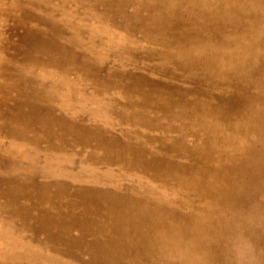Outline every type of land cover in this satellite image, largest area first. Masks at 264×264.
Instances as JSON below:
<instances>
[{
	"label": "bare ground",
	"instance_id": "1",
	"mask_svg": "<svg viewBox=\"0 0 264 264\" xmlns=\"http://www.w3.org/2000/svg\"><path fill=\"white\" fill-rule=\"evenodd\" d=\"M42 2L47 14L50 0ZM104 15L126 31L128 41L109 40L99 48L101 42L89 41L99 65L87 64L62 42H76L75 28L71 38L52 22L33 42L36 52L49 57L25 54L42 76L31 71L28 84H21L22 98L9 120L39 133L24 140L35 149L31 165L39 159L53 163L69 182L28 177L26 184L12 181L16 185L7 192L15 202L35 197L45 203L26 218L75 264H194L204 250L212 264H222L221 250L206 245V227L264 202V0H110ZM137 63L144 72L122 68ZM86 83L94 84L92 94L85 92ZM89 97H122L132 113L129 121L160 134L125 141L86 126L76 108ZM44 143L53 152L39 155ZM72 143L92 144L94 151L84 158L66 149ZM78 169L83 173L75 179ZM116 173L132 174L133 183L117 190L73 182ZM62 197L75 199L71 213H54L53 200Z\"/></svg>",
	"mask_w": 264,
	"mask_h": 264
},
{
	"label": "rangeland",
	"instance_id": "2",
	"mask_svg": "<svg viewBox=\"0 0 264 264\" xmlns=\"http://www.w3.org/2000/svg\"><path fill=\"white\" fill-rule=\"evenodd\" d=\"M42 1L44 0H0V264H21L29 261H34L37 264H46L53 261L59 264H75L77 262L63 253V250L56 245L47 243L45 234L32 229L36 227L35 221L26 218L29 211L31 214L41 211L45 207V203H41L35 197L30 199L19 197L15 202L7 192L8 188L16 185L12 181L26 184L25 181L28 177H33L37 183L69 182L64 173L55 170L53 163H44L43 159H39V163L31 165L34 161H32L30 155L34 154L32 152L35 149L24 140L37 136L39 133L23 129L24 127H19L16 121L9 120L16 112V102L22 98L17 95V91L21 90V84H28L25 79L32 74L31 71L42 76L41 71H36L37 67L32 68L29 66L30 64L28 65L25 61V54H35L42 59L49 57L43 52H36L33 48V42L44 35L42 30L45 29L46 24L51 22L55 23L65 33L70 34L68 36L71 38L73 35L72 30L74 32L75 28V31L80 34L76 42L71 44L63 40L62 42L66 43L64 44L66 47L73 49L81 57L83 56L86 63L90 65H99L102 61H97V58L88 51L89 41L93 39L96 43L101 42L97 46L99 48L106 45L105 41L106 43L109 40L124 43L127 40L126 31L117 29L111 21L104 18L106 6L110 0H50L46 7L47 14L42 12ZM85 8H89L88 13H85ZM132 10L133 8L128 6V11ZM113 20L117 23L122 20L125 21L121 17H114ZM92 31L95 33L94 37L91 35ZM136 35H141V33H136ZM47 36L48 38L51 37ZM129 39L133 42V45L134 42H137L134 41L136 38L133 35L132 39ZM142 43L145 46L151 45L149 42ZM139 46V43L134 45L135 48ZM114 51H109L108 62L106 61L109 64L115 57ZM19 63H22L23 66L21 70H19ZM136 65V68H134V65L122 66V68L145 71L142 70L143 65L141 63ZM100 69L103 74L104 70ZM72 76L70 75V77ZM81 83L79 85L82 86ZM86 85L85 92L88 95L92 94L95 89L94 84L86 83ZM111 94L113 95V93ZM90 97L86 99L82 109L80 108L77 111V108L81 107L80 105L76 108L77 114L81 115V122L86 126H100L101 129H106L105 131L118 135L119 138L125 139V141H142L143 138L139 134L150 137H156L160 134V132L151 129L140 131L132 120L129 121V116L132 113L124 108L125 101L122 97H114L110 101H101ZM38 104L40 105V103ZM40 106H44V104ZM54 112L56 115L63 114L56 107H54ZM123 115L128 116V118ZM39 147V155L43 154L42 151L53 152L52 146L45 143ZM66 149L78 152L84 158L87 157L89 152L94 151L92 144L81 146L72 143ZM53 162L55 163V161ZM79 169L76 173L77 176L74 177L75 179L83 173ZM117 174L120 173L104 174L97 179H92V182L81 183L75 179L73 182L93 188L111 186L117 188V190L120 186L133 183V179H129L132 174L121 176ZM53 202L58 208L57 212L54 213L61 211L66 214L71 213L72 208L70 205L75 203V199L62 197L55 198ZM29 205H34L37 211L28 209ZM79 206L81 207V205ZM73 234L76 235L78 232L73 231ZM81 259L87 261L89 257L87 254H83Z\"/></svg>",
	"mask_w": 264,
	"mask_h": 264
},
{
	"label": "clouds",
	"instance_id": "3",
	"mask_svg": "<svg viewBox=\"0 0 264 264\" xmlns=\"http://www.w3.org/2000/svg\"><path fill=\"white\" fill-rule=\"evenodd\" d=\"M206 230V245L221 250L222 264H264V202L231 211ZM194 264H212L209 252L197 254Z\"/></svg>",
	"mask_w": 264,
	"mask_h": 264
}]
</instances>
